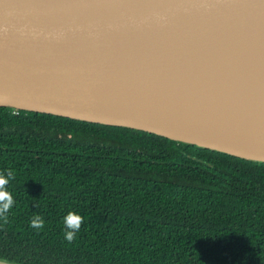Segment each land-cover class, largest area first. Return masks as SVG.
Returning <instances> with one entry per match:
<instances>
[{
	"label": "water",
	"instance_id": "obj_1",
	"mask_svg": "<svg viewBox=\"0 0 264 264\" xmlns=\"http://www.w3.org/2000/svg\"><path fill=\"white\" fill-rule=\"evenodd\" d=\"M62 1L0 0V107L264 163V0Z\"/></svg>",
	"mask_w": 264,
	"mask_h": 264
},
{
	"label": "trees",
	"instance_id": "obj_2",
	"mask_svg": "<svg viewBox=\"0 0 264 264\" xmlns=\"http://www.w3.org/2000/svg\"><path fill=\"white\" fill-rule=\"evenodd\" d=\"M15 200L0 258L19 264H264V163L142 131L0 107ZM82 215L77 238L64 217ZM34 215L43 230L30 227Z\"/></svg>",
	"mask_w": 264,
	"mask_h": 264
},
{
	"label": "clouds",
	"instance_id": "obj_3",
	"mask_svg": "<svg viewBox=\"0 0 264 264\" xmlns=\"http://www.w3.org/2000/svg\"><path fill=\"white\" fill-rule=\"evenodd\" d=\"M15 173L12 170H9L6 174H0V218L7 219V214L13 208L15 200L10 192L6 190V186L14 178ZM85 222V218L74 212H69L63 220L64 231L63 238L64 240L71 244L78 235V232L81 228V225ZM30 227L37 230H43L45 227L44 219L39 215H34Z\"/></svg>",
	"mask_w": 264,
	"mask_h": 264
},
{
	"label": "bare ground",
	"instance_id": "obj_4",
	"mask_svg": "<svg viewBox=\"0 0 264 264\" xmlns=\"http://www.w3.org/2000/svg\"><path fill=\"white\" fill-rule=\"evenodd\" d=\"M49 2L51 1V2H55V1H62V0H48ZM88 1H90V2H92V3H95L96 2V0H88ZM121 1V0H120ZM44 2V1H43ZM43 2H41V3H43ZM47 2V1H46ZM63 2V1H62ZM76 14H78V13H76Z\"/></svg>",
	"mask_w": 264,
	"mask_h": 264
}]
</instances>
